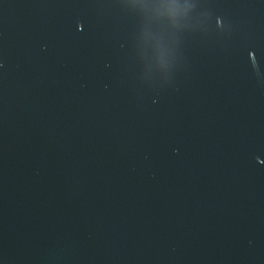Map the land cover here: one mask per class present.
I'll return each instance as SVG.
<instances>
[{
    "label": "water",
    "instance_id": "95a60500",
    "mask_svg": "<svg viewBox=\"0 0 264 264\" xmlns=\"http://www.w3.org/2000/svg\"><path fill=\"white\" fill-rule=\"evenodd\" d=\"M0 264H264V0H0Z\"/></svg>",
    "mask_w": 264,
    "mask_h": 264
}]
</instances>
